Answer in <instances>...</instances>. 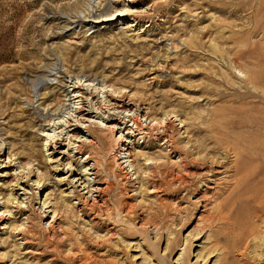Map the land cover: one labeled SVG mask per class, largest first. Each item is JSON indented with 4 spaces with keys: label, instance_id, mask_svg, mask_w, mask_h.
Here are the masks:
<instances>
[{
    "label": "rangeland",
    "instance_id": "rangeland-1",
    "mask_svg": "<svg viewBox=\"0 0 264 264\" xmlns=\"http://www.w3.org/2000/svg\"><path fill=\"white\" fill-rule=\"evenodd\" d=\"M78 87L95 96L77 123L83 155L66 124ZM122 96L142 103L131 114L143 138L128 113L96 110ZM260 98L264 0H0V264H264V190L250 179L260 163L229 173L231 147L262 139ZM110 123L135 141L133 168L114 156L120 132L96 131L100 153L84 129ZM179 156L213 174L190 168L182 184Z\"/></svg>",
    "mask_w": 264,
    "mask_h": 264
},
{
    "label": "bare ground",
    "instance_id": "bare-ground-1",
    "mask_svg": "<svg viewBox=\"0 0 264 264\" xmlns=\"http://www.w3.org/2000/svg\"><path fill=\"white\" fill-rule=\"evenodd\" d=\"M37 1H39V0H37ZM89 1V3H90V1H92V0H88ZM36 2V1H35ZM34 2V3H35ZM85 7V2H83V3H78V5H77V8L78 9H83ZM78 9H76V10H78ZM77 13V12H76ZM59 18V17H58ZM88 18V17H87ZM68 21V20H67ZM70 23H66V25L65 26H68ZM71 25V24H70ZM250 81V80H249ZM37 82H38V78H35L34 80H32L30 83L32 84V89H37L36 87V84H37ZM253 88V87H252ZM79 91H78V93H81V100H82V107L80 108L81 110L80 111H78V112H80L79 114L80 115H78V116H81V118L82 119H78L77 117H75V120H73L72 122H75V124H73V123H71V121H67L66 122V124H68L69 126H68V128H72V129H70V132H74L73 134H72V138L73 139H71V140H74L75 142H78V143H80V145H78L76 148H75V150H76V154H78V155H83L84 154V152L86 151V148H88L89 146H88V144L86 143V141L85 140H82V141H80V139H82V137L80 136V134H79V131H80V129L82 128L79 124H77L78 122H85V118H84V115H81V114H83L82 112L85 110V103L86 102H83V100L87 97H84V94H87L88 93V95H91L92 96V100H93V98H95V96H94V94H93V92L92 91H88V88L87 89H85V88H80V87H78L77 88ZM254 90V89H253ZM42 96H45V95H42ZM250 97H252V98H255L256 96L254 95V94H252V93H250L249 92V95H243V96H241V98H240V101H243V100H245L246 98H250ZM47 97H44L43 99L45 100ZM88 99V98H87ZM86 101V100H85ZM112 103L111 104H108V105H104V104H101L100 102H99V100H96V104H95V107H96V110H99V114L101 113L102 115H106L107 114V112H110V111H114V112H117L118 114H124V113H128L129 115H128V117H129V119H130V121L131 122H133V125L131 126V129H132V127H134V129L132 130V132H129V133H131L132 134V137H136V136H139V135H141L142 136V138H143V134H145L144 133V131H142V130H144V129H142V128H140L139 127V124H140V122L138 121V119H139V115H137V117H138V119H134V118H132V112H133V107H135V105L136 104H138V105H142V103L139 101V100H135L134 98H125V96H122L121 98H113L112 99ZM260 101L261 102H264V99L263 98H260ZM92 104V103H91ZM248 104V103H247ZM259 106V105H258ZM78 109V108H77ZM256 110H257V108H256V106L255 105H250V108L248 109V111H250V112H256ZM93 112H88V115L89 114H92ZM249 114H251V113H249ZM146 115L147 114H144V117H146ZM259 115H260V113H259ZM175 117H178V116H175ZM263 117V116H262ZM110 118V116H108V119ZM149 118V116H147V119ZM261 120H262V130H259L260 132H262V139L261 140H258V142H255V144L253 145V147H248L247 145H239V143H236L233 147H231V149H230V151H233L232 153H233V155H234V157H235V159H234V161L232 162L231 161V163H232V165L229 167L230 168V170H229V173H231L232 175H231V177H232V179L234 180H236L237 179V177L238 176H240V174H241V172H242V170L243 169H246L248 166H249V164H253V163H256V162H259L260 163V167H259V170H257V171H255V173L251 176V182L252 183H255V184H257L258 186H260V188L262 189V190H264V132H263V129H264V118H261ZM129 121V120H128ZM256 121V120H255ZM86 122H89V120H87ZM123 122V121H122ZM91 123H92V121H91ZM160 123V122H159ZM159 123H157V124H159ZM77 124V125H76ZM96 124H98V123H96ZM124 124H125V122H124ZM156 124V125H157ZM169 124V123H168ZM167 124V125H168ZM258 124V123H257ZM79 125V127L78 128H73L74 126H78ZM165 127H167V126H165ZM247 127V126H246ZM127 128V127H126ZM84 129H86V134H88L89 136H91L92 135V132H93V136H94V139L96 140L95 141V144L97 145V147H98V150L100 151V153L101 152H103V150H104V143L102 142V140H101V137L96 133V131H100V130H108V131H111V132H113V133H117V132H120V135L118 136V138H117V147H116V149L115 150H113V153H114V156H115V158H117L118 160H122V159H125V160H127V161H123V162H121V163H119L120 164V167L122 168V169H126L127 168V166L125 167V166H123L124 165V163H126V162H130L129 163V166H130V168H133L134 167V165H133V163H135L136 162V160H134V159H132L134 156L132 155V148H133V146L135 145V141H133L129 136H125V134H123L124 133V130H122V126H120L119 124L117 125V124H115V123H110V124H105V125H101L100 126V128L99 127H97V125H96V127L94 128V130H91V128L90 129H88L87 127H84ZM125 129V128H124ZM234 130H236V129H234ZM244 130V129H243ZM169 131V130H168ZM128 133V134H129ZM162 133H165V134H167V130L165 129V130H163L162 131ZM161 133V134H162ZM158 134V133H157ZM222 134V133H221ZM52 139H53V137H52ZM92 142V141H91ZM60 143L61 142H56V144H55V146L57 145V144H59L60 145ZM172 143H173V139H172V136L171 135H169L168 136V139H165V143L164 144H167L168 146H169V148H170V152H172V153H174L175 152V150H173V147H172ZM71 145H74V143L73 144H69V147L71 146ZM223 146V145H222ZM68 147V148H69ZM219 148H221V147H219ZM70 150H74V148H70ZM124 151V153H126L127 154V157H121L120 155H121V153ZM229 152V151H228ZM71 152H69L68 154H67V164L66 165H73V157L75 156H72L71 154H70ZM95 153V149H93L92 147H90L89 149H88V152H87V155H86V160H89V159H91L93 156V154ZM229 154V153H228ZM231 154V153H230ZM137 155H135V157H136ZM213 158H214V156H213ZM229 158V157H228ZM200 160L198 161V162H195V161H190V162H186L187 161V159L185 158V157H181V156H179V160H180V162H181V164H182V166L180 167L179 165H175V167L178 169V176L177 177H179V179H180V181H182V184L184 183V180H185V173H187L188 171H189V169L191 168V169H193V170H195V172H203L204 170H206L207 168H209L210 166H209V164H208V162H205L204 161V158H199ZM206 159V158H205ZM201 160H202V162H201ZM161 160L160 159H157L156 160V162L155 163H157V162H160ZM217 161V160H216ZM165 161H163V163H159L158 164V166H156V171L157 172H155V173H153L152 174V179H154L155 177H157L158 176V174L161 172V170H162V167H163V164H165L164 163ZM210 162H211V160H210ZM219 162V161H218ZM230 162V161H229ZM211 163H213V164H216L217 165V163H214V162H211ZM211 163H210V165H211ZM98 162L97 161H95V164L93 165V167L90 169V171H97V167H98ZM220 165V164H219ZM57 170H59V167H55ZM168 170H171V167H168L167 168ZM166 169V170H167ZM87 170V169H86ZM86 170H84L83 171V173H81V175L80 176H82V178H80V179H78V181L79 180H82L83 179V176H87L86 174H88V173H85L86 172ZM134 170H135V168H134ZM207 171V170H206ZM218 171V170H217ZM33 171H29V174L28 175H30L31 173H32ZM164 171H162V173H163ZM208 173H212L213 171H207ZM216 172V171H215ZM99 172L97 171L95 174H98ZM200 173V174H201ZM217 173V172H216ZM204 175H202L201 174V177H204V176H208V174H206V172H204L203 173ZM213 174V173H212ZM198 177H199V175H197ZM28 177V176H27ZM30 177V176H29ZM97 177V176H96ZM209 177H210V175H209ZM205 178V177H204ZM204 178H202V179H204ZM28 179V178H27ZM197 179V178H196ZM20 181L19 182H22V178L21 179H19ZM205 180V179H204ZM248 181V180H247ZM38 181H36V184H40V182H41V180H39V182L37 183ZM85 182H87L86 184H85V189H88V192L86 193V194H91V192L94 190L93 189V186H91V184H89V179H85L83 182H82V184H84ZM94 182H96L95 184L96 185H100V183H99V181H96V179L94 180ZM150 181H149V179H148V183H149ZM250 182V183H251ZM18 185V184H17ZM230 185V184H229ZM0 186H1V184H0ZM153 186H155L154 185V182H153ZM184 186V185H183ZM233 186V185H232ZM232 186H230V187H232ZM100 186H98V187H96L95 188V193H97L96 194V196H98V197H100V195L102 194V192L104 191V190H106L107 189V187H111V184H109L108 186H106L105 188H99ZM185 187V186H184ZM228 189H230V188H228ZM182 188H179L176 192H178V193H180V192H182ZM75 193H76V190H75ZM78 195L79 196H81V194L80 193H78ZM249 196V195H248ZM91 195L90 196H88V197H83L84 198V202H85V200H88V199H91ZM82 200H80V202H81ZM93 201H96V199H93ZM46 204V201L44 202V205ZM258 204H259V210H260V212L261 213H263L264 214V199L263 200H259V202H258ZM30 231H32V230H30ZM23 236L24 237H28V234L27 233H24L23 234Z\"/></svg>",
    "mask_w": 264,
    "mask_h": 264
}]
</instances>
